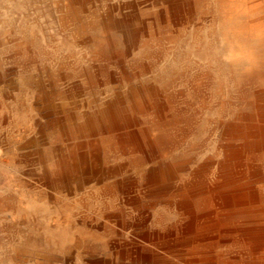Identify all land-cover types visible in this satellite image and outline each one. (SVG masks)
I'll list each match as a JSON object with an SVG mask.
<instances>
[{
    "label": "rangeland",
    "instance_id": "obj_1",
    "mask_svg": "<svg viewBox=\"0 0 264 264\" xmlns=\"http://www.w3.org/2000/svg\"><path fill=\"white\" fill-rule=\"evenodd\" d=\"M168 1L0 0V264H264V243L190 247L125 229L142 211L151 232L180 222L175 190L198 173L214 182L226 126L264 113V86L234 70L230 0H193L178 20ZM262 3L245 22L264 18ZM152 89L162 112L151 100L133 108V92ZM109 104L130 122L80 132ZM133 129L167 138L152 156ZM92 145L111 173L58 182V165L80 163L84 149L91 157ZM159 160L180 170L170 192L150 195L144 169Z\"/></svg>",
    "mask_w": 264,
    "mask_h": 264
},
{
    "label": "bare ground",
    "instance_id": "obj_2",
    "mask_svg": "<svg viewBox=\"0 0 264 264\" xmlns=\"http://www.w3.org/2000/svg\"><path fill=\"white\" fill-rule=\"evenodd\" d=\"M262 1L230 0L224 8L226 24L237 43L232 52L234 62H237L234 70L240 79L257 81L264 86V71L260 68L264 64V18L245 22L241 16L243 12L247 15L255 13ZM167 6L171 20L185 18L194 10L193 0H169ZM155 92L148 90L149 95L145 97L134 91L133 108L146 111L154 101L156 112L161 113V104L154 100ZM123 109L109 104L100 115L89 118L80 132L89 131L90 134L97 128L114 130L125 126L130 118L122 113ZM140 130L133 129L127 132V136L132 143H137V151L155 156L160 142L167 138L166 131L151 137L149 129ZM225 134L229 142L220 163L219 177L212 183H205L206 176L198 173L190 182L175 190L174 207L182 217L180 222L172 224L165 232H151L147 228L148 216L142 211L141 218L135 223H126L125 229H134L143 242L158 239L190 247L227 242L238 245L264 243V113L237 118L226 126ZM84 147L85 144H81V151ZM91 152L89 157L84 149L80 154L82 161L71 167L60 163L57 181L63 182L90 171L95 176L103 171L111 173L110 167H101V148L92 145ZM137 161L142 164L146 160L143 157ZM136 166L140 167L138 162ZM179 170V165L169 160H159L152 167L145 168L144 183L152 188L149 194L161 195L169 191L171 187L168 183L176 179ZM262 253L264 256V250ZM131 254L138 257L141 251L135 249Z\"/></svg>",
    "mask_w": 264,
    "mask_h": 264
}]
</instances>
